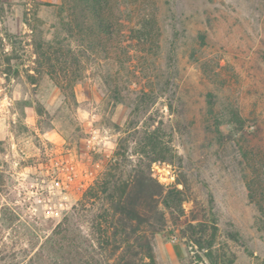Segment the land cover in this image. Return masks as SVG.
<instances>
[{"label": "rangeland", "instance_id": "obj_1", "mask_svg": "<svg viewBox=\"0 0 264 264\" xmlns=\"http://www.w3.org/2000/svg\"><path fill=\"white\" fill-rule=\"evenodd\" d=\"M60 4L0 0V264H113L93 230L101 201L82 200L117 159L171 192L159 264H209L189 223L220 264H264L246 186L264 188V0H127L104 44L65 31ZM56 174L71 204L48 218L33 199Z\"/></svg>", "mask_w": 264, "mask_h": 264}, {"label": "trees", "instance_id": "obj_2", "mask_svg": "<svg viewBox=\"0 0 264 264\" xmlns=\"http://www.w3.org/2000/svg\"><path fill=\"white\" fill-rule=\"evenodd\" d=\"M126 1L61 0L63 29L71 36L77 32H85L91 40L98 37V41L103 43L101 36L110 35L116 25H122L121 19L126 11V7L122 5ZM133 13L137 16L142 12L138 9ZM137 26L135 23L131 25L130 31L141 37L146 36L145 25ZM41 46L39 47L42 48ZM38 54L44 55V52ZM158 150L159 143L153 141L151 151ZM123 166L118 159L111 162L103 177L85 191L82 201H101V211L94 218L93 230L100 249L114 258L113 264H159L153 240L168 221L160 204L163 203L166 208L173 207L171 192L166 191V187L148 173V167L145 170L140 164H134L133 174L128 176L125 175ZM246 186L250 200L263 210L264 188L257 186L255 179L248 176ZM259 196H262V201ZM198 227L199 224L194 223L187 225L188 244L204 252L209 264H220L219 249L214 247V236L205 240L201 235L204 229L198 230ZM231 263L232 260L227 263L224 261V264Z\"/></svg>", "mask_w": 264, "mask_h": 264}, {"label": "built area", "instance_id": "obj_3", "mask_svg": "<svg viewBox=\"0 0 264 264\" xmlns=\"http://www.w3.org/2000/svg\"><path fill=\"white\" fill-rule=\"evenodd\" d=\"M69 185L68 179L64 180L57 174L51 175L49 179H43L40 188L35 191L33 199L35 209H40L45 217H59L71 204Z\"/></svg>", "mask_w": 264, "mask_h": 264}, {"label": "crops", "instance_id": "obj_4", "mask_svg": "<svg viewBox=\"0 0 264 264\" xmlns=\"http://www.w3.org/2000/svg\"><path fill=\"white\" fill-rule=\"evenodd\" d=\"M2 110V109H1ZM5 119V117H4V113L2 112V111H0V121H2V120H4ZM6 133H7V131H6ZM5 133V134H6ZM5 134L3 135H1V132H0V139H4L5 138Z\"/></svg>", "mask_w": 264, "mask_h": 264}]
</instances>
